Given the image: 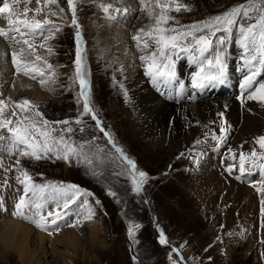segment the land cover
<instances>
[{
	"label": "rangeland",
	"instance_id": "rangeland-1",
	"mask_svg": "<svg viewBox=\"0 0 264 264\" xmlns=\"http://www.w3.org/2000/svg\"><path fill=\"white\" fill-rule=\"evenodd\" d=\"M120 2L0 0V264H22L9 221L35 232L32 264H264V69L237 92L242 54L255 75L264 57V0H220L206 15L193 0H152L130 17ZM187 51H207L230 84L192 100L228 101L177 142H151L130 126L136 59L186 80ZM254 99L261 128L241 137Z\"/></svg>",
	"mask_w": 264,
	"mask_h": 264
},
{
	"label": "bare ground",
	"instance_id": "bare-ground-1",
	"mask_svg": "<svg viewBox=\"0 0 264 264\" xmlns=\"http://www.w3.org/2000/svg\"><path fill=\"white\" fill-rule=\"evenodd\" d=\"M150 1H152V0H133L132 2H131V0H124V2H122V3L120 2L119 5H122V6L124 5L125 6L124 9H126V10L128 9L127 10V17H130L128 14L131 13L130 15H132L133 14L132 11L135 10L136 8H138L139 6L142 8L144 6V7H146V9L149 10ZM154 1H156V0H154ZM193 1H194L193 5L196 7L198 14L206 15V12H209L208 9L211 8V6H213L214 3L219 2L220 0H193ZM132 33H134V32H132ZM137 34H139V33H137ZM137 34H135V35H137ZM118 35H120V37H118L119 41L122 39H127V38L131 37L129 32H125V31H121V34H118ZM121 42H119V43H121ZM115 43H117V42H115ZM129 45L131 46V44H129ZM118 48H119V46H118ZM141 61H142L141 58L136 59V62L138 63V65L136 66V69L134 72V77H133L134 78V81H133L134 87H131L132 91L134 93L128 91V92H126V95L130 94L133 96L132 101L134 102L136 109L138 111H141L139 113V119H138L140 121V123L137 121L139 123L138 124L137 122L134 121L130 125L132 127V130L139 131L140 132L139 134H142L143 138L150 139V140H152L151 142L154 141V138L157 135H159V139L156 140L157 142H159V141L164 142L167 138H169L168 141L171 143L177 142L185 132V129L182 126H184L185 124L187 126L191 122L194 123V122H197L199 120H205L212 113H214L215 110L219 109V107L223 103V101L224 102L228 101L227 98H225L227 100L217 99V100H212V101H207V102H202V103H199L201 101H198L197 98H196V101L192 100V98H193L192 96H196L197 94H199V93H197V92H199L198 91L199 89L196 91L195 88L197 86H199L196 84V80L200 77V70H197L198 74L193 75V73H195L196 70L192 73V75L189 73L188 79L182 80L179 77V69L177 70L178 75L176 72H170L166 76L169 77V80H170L173 78L174 75H176L177 78L175 80L185 82L186 83V86H185L186 89L191 91L190 92L191 93L190 98H185L183 96L179 99L178 103H176L175 101L168 102L167 100H165V98L159 99V95H157L154 92L153 87L149 86V82H147L148 80H150V82L157 81V76L153 77V74H152L153 71H151L152 68L150 67V65L152 63L148 62V61L141 63ZM228 61L230 62L231 60H228ZM140 65L142 67H139ZM245 72H246V70H245ZM239 78H240V75H239ZM4 81L2 80L0 82V84H2ZM214 85L216 87H214V89L212 91L215 92L216 89H218L217 88L218 85H216V84H214ZM239 85H240L241 97L243 95L250 93L251 88L253 87V86H250L248 84V76H247V79L244 76L241 77ZM225 86H226V88H229L230 84L228 86L225 84ZM200 93L202 94L203 97L212 96V95H209V93L207 92L206 89H202L200 91ZM258 95H259V92L256 93L257 97H258ZM248 98L249 97H247L246 99H248ZM256 99L253 100L254 102L252 101L253 107L252 106L251 107L253 110L251 112V117L249 116V117L245 118L244 124L242 125L243 131H241V133L239 132V134H241V137H243V135H245V134H249L250 132H252V133L257 132L261 128L262 122H261V119L257 115V112L255 110L256 108L254 107V103H255ZM246 101L248 102V100H246ZM186 102H188V103L195 102V104L186 105ZM228 104H230V108H228V110H231V109L233 110L234 109V107H233L234 103L229 102ZM244 113H246V112H244ZM258 113H260V112H258ZM167 114H169L168 117H166ZM231 116H232V114H231ZM141 125H142V127H141ZM167 127L170 129L168 136H167ZM229 133H230V131L226 130L224 132H219L218 135H213V137L218 139V138L222 137L223 135H228ZM238 141H240V138ZM154 143H156V142H154ZM24 225L25 224H22L19 222L16 223V222L9 221L4 226V228L2 229L3 230V238H4V242L6 243V246H8L9 249H11L12 251H14L18 254L19 259H20L22 264H32V262L36 261V256L34 257V253L28 251V246L31 243L30 237H31V235H34L35 232L33 234V231L31 229H29V226L27 228ZM65 238H66L65 243H67L68 245L72 244L74 242L71 237H68V239H67V237H64V241H65ZM45 239L46 238L43 235H39V234L36 235L35 240L37 241L40 248L43 247Z\"/></svg>",
	"mask_w": 264,
	"mask_h": 264
}]
</instances>
